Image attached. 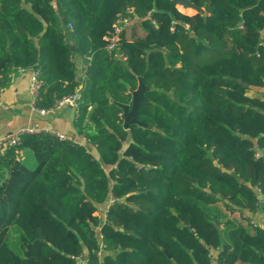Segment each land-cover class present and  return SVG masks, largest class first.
Here are the masks:
<instances>
[{
    "label": "trees",
    "instance_id": "16d2710c",
    "mask_svg": "<svg viewBox=\"0 0 264 264\" xmlns=\"http://www.w3.org/2000/svg\"><path fill=\"white\" fill-rule=\"evenodd\" d=\"M191 2L0 0V88L32 68L49 109L81 87L86 140L27 133L0 154V264H264L245 214L264 216V0ZM139 77L141 124L125 129Z\"/></svg>",
    "mask_w": 264,
    "mask_h": 264
},
{
    "label": "crops",
    "instance_id": "0c3cea01",
    "mask_svg": "<svg viewBox=\"0 0 264 264\" xmlns=\"http://www.w3.org/2000/svg\"><path fill=\"white\" fill-rule=\"evenodd\" d=\"M77 76L84 77L85 59L78 53L73 55ZM77 112L75 104H65L50 112H40L35 108L31 91V73L29 70L10 69L5 75V84L0 95V138L14 133L22 128L47 129L50 132H58L66 138H71L83 144L84 137L79 136L73 126ZM93 148V147H92ZM29 150L21 151L20 158L28 159ZM28 160H31L30 158ZM245 214L252 220L263 225L264 216L261 211ZM235 216L240 217V212ZM84 264H91L86 258ZM99 264H102L100 262ZM243 264V263H237Z\"/></svg>",
    "mask_w": 264,
    "mask_h": 264
},
{
    "label": "built area",
    "instance_id": "2783aa9c",
    "mask_svg": "<svg viewBox=\"0 0 264 264\" xmlns=\"http://www.w3.org/2000/svg\"><path fill=\"white\" fill-rule=\"evenodd\" d=\"M131 24H132V20L129 19V18H119V19H117V21L114 24V31L107 38L108 39V44L106 46V50H107V52L109 54H111V55L113 54L115 58H118V57L122 56V54L118 55L117 53H115V51L118 49L119 43H120V41H119L120 32H121L122 28H124L125 26H129ZM87 58L90 59L91 57H87ZM20 70L21 71L29 70L30 73H31V91H32V94H33V102H34V106H35V101H36V99L39 96V85H40V82L37 79V72L34 69H32V68H20ZM85 71H86V65L84 67V74H85ZM80 89H81V87H78L74 94L65 96L62 99L57 100L55 106L52 107V108L44 109V108H38L36 106H35V108H37V110H39L40 112L44 113V112H50L52 109L59 108L60 106L65 105V104H76L77 99L79 97ZM2 91H3V88H0V95H1ZM41 131L50 132L47 129L27 127V128H22V129L14 132V133H11V134H8L6 136L1 137L0 138V154H2V152L6 148L18 144L21 141L22 136L24 134L36 133V132H41ZM52 133L56 134L60 138H66L61 133H58V132L57 133L56 132H52ZM252 222L253 223H257L254 220H252ZM214 256H215V253H214V251H212L211 252V260H212V262H214ZM76 261H77V264H84L85 263V258L82 257V256H78V257H76Z\"/></svg>",
    "mask_w": 264,
    "mask_h": 264
},
{
    "label": "water",
    "instance_id": "95a60500",
    "mask_svg": "<svg viewBox=\"0 0 264 264\" xmlns=\"http://www.w3.org/2000/svg\"><path fill=\"white\" fill-rule=\"evenodd\" d=\"M175 2L181 4L184 7H190L193 9L199 10L200 8L191 2V0H175ZM35 43H37V40H35ZM244 86L246 85L245 82H241ZM145 91L146 86L143 83L142 77H139L138 80V86L135 90L132 92V105L131 107L127 105H122L123 113L122 118L124 119L123 126L125 129H129L131 125L133 124H141V122L137 118V113L139 111V108L141 104L145 101ZM264 225V220H263Z\"/></svg>",
    "mask_w": 264,
    "mask_h": 264
},
{
    "label": "rangeland",
    "instance_id": "374dc122",
    "mask_svg": "<svg viewBox=\"0 0 264 264\" xmlns=\"http://www.w3.org/2000/svg\"><path fill=\"white\" fill-rule=\"evenodd\" d=\"M181 9L182 10H185L186 12H188V13H192L193 11H194V9L193 8H190V7H184V6H182L181 5ZM137 33H141V30L139 29V27L138 26H136V30H132L131 32L129 31V34H133V35H135V34H137ZM90 149L91 150H93V151H95L94 150V148H92V147H90ZM29 158L30 159H33L34 157H33V155L30 153L29 154ZM166 225L170 228V229H175L174 228V226H172L169 222H166ZM11 238H13V239H16V238H18L19 236H20V231L15 227V228H13L12 229V231H11Z\"/></svg>",
    "mask_w": 264,
    "mask_h": 264
}]
</instances>
